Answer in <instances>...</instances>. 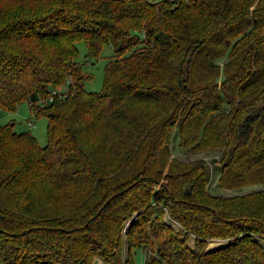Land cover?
<instances>
[{
  "label": "trees",
  "instance_id": "obj_1",
  "mask_svg": "<svg viewBox=\"0 0 264 264\" xmlns=\"http://www.w3.org/2000/svg\"><path fill=\"white\" fill-rule=\"evenodd\" d=\"M78 39L113 49L99 90ZM23 100L47 139L0 124V264H264V0H0V111ZM174 127L259 185L211 193Z\"/></svg>",
  "mask_w": 264,
  "mask_h": 264
},
{
  "label": "rangeland",
  "instance_id": "obj_2",
  "mask_svg": "<svg viewBox=\"0 0 264 264\" xmlns=\"http://www.w3.org/2000/svg\"><path fill=\"white\" fill-rule=\"evenodd\" d=\"M75 45L77 47V54L75 55V59L83 61V69L88 73V76L83 79V86L87 90H99L103 84V70L104 65L106 63L107 58L112 53V47L108 43H103L100 47L99 53L96 56H89L87 59H84L86 54L85 43L82 39H78L75 41ZM32 119V120H31ZM31 121L33 125L28 123ZM12 121L14 130H24L28 129L36 138L39 144H43L46 142V117L44 115L39 116H31L29 114L28 105L26 101H21L18 103L17 108L14 111H0V124L5 122ZM177 129L174 127L170 134V147L174 152L175 156L180 157L184 160L189 158H194L197 156H203L205 160L210 165V175L208 179V190L211 193H223L230 194L235 192L245 191L251 188L258 186V183H249L240 187V189L222 187L218 182V174L220 170L219 162L216 160L219 156L218 150L216 148H206L203 151H190L185 147L179 146L177 144ZM165 219L172 223L173 225H178V222L169 218L165 215ZM129 223V222H128ZM127 223V225H128ZM189 243H192V237L188 238ZM227 241V238L215 237L211 238L207 241L206 247L210 248L213 245L221 244ZM146 253V251H145ZM143 250L141 252L140 249H135L134 259L136 264H142L143 261ZM97 261V260H96ZM94 262L93 264H95ZM98 263H101L99 260Z\"/></svg>",
  "mask_w": 264,
  "mask_h": 264
},
{
  "label": "built area",
  "instance_id": "obj_3",
  "mask_svg": "<svg viewBox=\"0 0 264 264\" xmlns=\"http://www.w3.org/2000/svg\"><path fill=\"white\" fill-rule=\"evenodd\" d=\"M65 90H66L65 83L58 84V85L52 87L50 89V92H49L48 96L46 98H43L42 100H40V103H46L48 100L52 99V97H53L54 94H57L58 96H62L64 94V91ZM28 123H30L31 125H33V123H31L30 120L28 121ZM127 223H128V221L126 222L125 225H127Z\"/></svg>",
  "mask_w": 264,
  "mask_h": 264
},
{
  "label": "crops",
  "instance_id": "obj_4",
  "mask_svg": "<svg viewBox=\"0 0 264 264\" xmlns=\"http://www.w3.org/2000/svg\"><path fill=\"white\" fill-rule=\"evenodd\" d=\"M215 246H217V244L213 245L212 247H215ZM212 247H210V248H212ZM206 248H208V247H206ZM96 260H97V262H99V260H98V259H96Z\"/></svg>",
  "mask_w": 264,
  "mask_h": 264
},
{
  "label": "water",
  "instance_id": "obj_5",
  "mask_svg": "<svg viewBox=\"0 0 264 264\" xmlns=\"http://www.w3.org/2000/svg\"><path fill=\"white\" fill-rule=\"evenodd\" d=\"M131 218H133V215H132V217H131ZM131 218H130V219H131Z\"/></svg>",
  "mask_w": 264,
  "mask_h": 264
}]
</instances>
